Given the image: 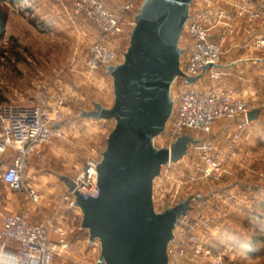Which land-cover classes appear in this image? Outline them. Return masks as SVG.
Returning a JSON list of instances; mask_svg holds the SVG:
<instances>
[{
    "label": "rangeland",
    "instance_id": "374dc122",
    "mask_svg": "<svg viewBox=\"0 0 264 264\" xmlns=\"http://www.w3.org/2000/svg\"><path fill=\"white\" fill-rule=\"evenodd\" d=\"M101 1L112 12L122 14L124 5L130 0ZM75 10L76 0H21L9 6V19L0 39V102L33 104L39 89L48 83L53 91L61 85L69 94L61 114H52L51 125L60 134L43 147L44 157L39 161L46 176L51 174L54 183L51 186L59 185L63 189L61 198L67 186L60 175L73 178L92 158H101L115 124L114 119L81 116L82 110L94 109V102L107 107L114 103L113 78L106 67L94 71L87 67V49L95 42H103L116 52L121 62L129 45L132 29L129 22L133 19V13H128L123 32L104 35L90 17ZM186 37L187 32H183L180 45L186 48V53L182 61L189 50ZM226 55L227 52H223L222 60ZM232 77L226 73L222 79L230 78L236 95L233 96L241 98L238 94L242 92ZM217 82L219 80L213 81L207 76L197 88L195 85L185 88L207 89ZM180 85L176 80L174 98ZM258 88L264 95L263 79ZM243 101L253 106L247 100ZM232 120H219L215 129L225 122L228 131H217L213 137L228 171L205 177L199 170L203 167L201 159L190 145L188 154L164 165L154 181L157 210L197 195L201 198L192 199L193 209L189 216L197 217L200 225L198 215L210 222V228L200 226L193 232L199 237L201 252L195 256L189 246L179 264H264V117L259 120L258 128L246 131L238 141L233 139L235 126ZM156 144L172 145L165 132L156 138ZM231 150L234 156L229 155ZM44 182L50 184V180ZM57 202L56 206L61 200ZM63 211H66V221L71 229L70 245L76 248L78 240L85 242L88 238V231L81 229L82 211L79 207L62 208ZM97 243L98 246H91L97 247L95 255L100 250L99 241ZM207 249L219 252L221 261L206 254Z\"/></svg>",
    "mask_w": 264,
    "mask_h": 264
},
{
    "label": "water",
    "instance_id": "95a60500",
    "mask_svg": "<svg viewBox=\"0 0 264 264\" xmlns=\"http://www.w3.org/2000/svg\"><path fill=\"white\" fill-rule=\"evenodd\" d=\"M193 2L143 0L123 60L106 66L113 78V105L94 102V109L81 112L115 120L97 162L98 194L86 197L74 190L72 178L60 175L82 211L81 228L90 242L99 241L98 264H170L168 246L180 217L192 208V199L201 198L191 195L163 210L154 204V181L162 167L187 155L198 141L186 133L171 146L156 144L174 111L178 77L193 86L204 76L185 75L181 69L186 48L180 41ZM260 110L249 111L248 119H256Z\"/></svg>",
    "mask_w": 264,
    "mask_h": 264
},
{
    "label": "built area",
    "instance_id": "2783aa9c",
    "mask_svg": "<svg viewBox=\"0 0 264 264\" xmlns=\"http://www.w3.org/2000/svg\"><path fill=\"white\" fill-rule=\"evenodd\" d=\"M142 1L130 0L124 5L122 14H117L106 8L101 0H76L75 11L90 17L104 35L119 34L124 31V19L131 12L133 19L129 23L133 26L134 14ZM249 15L252 18L264 17V0H259V5L251 10ZM184 32H187L189 50L185 61L181 58L182 72L189 76L204 73V76L194 84L196 88L207 76L213 81L220 80L225 74L222 68L218 67L224 52L223 39H212L211 27L206 23V13L191 6ZM260 43H264V39ZM117 58L113 49L98 41L87 49L86 65L94 71L118 63ZM209 65L210 67L207 68ZM177 81L183 88L180 87L177 97L175 96L174 111L164 131L167 140L172 144L183 134L192 135L198 140L191 144V147L195 148L203 164L199 169L200 172L205 177L219 176L228 169L223 165L224 158L213 138L216 123L219 120L241 117L233 132V139L238 141L244 131L259 127L257 120H249L247 116L255 107L234 97L215 83L207 89H187L185 86L190 85L185 83L184 76H179ZM65 91L61 85L58 90L53 91L48 83L39 89L35 97L36 102L33 104L0 102V162H3L10 149L15 150L16 153L13 163L5 168L2 179L14 191H25L31 201L37 205L41 202L43 194L28 185L25 175L31 159L42 160L43 147L52 143L60 134L52 127L51 119L53 113L61 114L63 104L69 96ZM229 155L234 156V151L231 150ZM99 160V157L92 158L72 178L75 184L74 190H79L86 197L96 196L99 192L97 170ZM61 202L57 206L58 210L77 208L74 191L67 190ZM192 209L193 206L180 217V222L175 228V237L168 246L170 264H179L180 258L184 256L189 246L195 256L202 250L199 237L193 232L200 226L210 228V222L207 218L203 220L198 215L201 225L197 224L198 218L193 219L189 216ZM53 231L59 233L57 239L51 237ZM11 240L17 242V250L12 254L3 255L2 249ZM94 243L98 246L97 241ZM0 250L1 264H55L57 258L69 256L70 244L66 237V228L57 226L54 217L31 222L25 215L8 213L0 215ZM206 254L213 255L218 262L222 259L219 252L211 249H207ZM83 264L98 263L84 261Z\"/></svg>",
    "mask_w": 264,
    "mask_h": 264
},
{
    "label": "crops",
    "instance_id": "0c3cea01",
    "mask_svg": "<svg viewBox=\"0 0 264 264\" xmlns=\"http://www.w3.org/2000/svg\"><path fill=\"white\" fill-rule=\"evenodd\" d=\"M258 5L259 0H195L192 3L193 9H201L206 13V23L211 27L212 39H223L224 52H227V55L224 56L220 68L225 74L228 73L233 76L231 79L238 83V87L242 92L238 95L252 103L255 109H261L258 117L254 119L259 122L264 117V95L260 93L258 88L260 79L264 80V43H260L264 39V17L252 18L249 15L250 11ZM221 79L216 85L235 95L229 82L230 78H226L228 80L225 81L224 78ZM240 119L241 117L232 120L234 126ZM226 126L225 122H221L215 132L228 131ZM8 155V159L5 160ZM15 155V150L10 149L6 153L3 162H1L0 215L3 216L8 213L25 215L31 222L54 217L57 226L66 228V237L70 244L71 229L66 221V211L62 212V209L58 210L56 206L57 201L61 200L63 189L59 185L57 187L51 186L54 185L51 174H48L50 177L46 176L36 158L31 159L25 178L29 186L33 187L30 184L33 183L43 194L39 205L32 202L25 191H14L3 181L2 174L5 168L13 163ZM32 175L33 180H31ZM38 180L41 181V184L38 183ZM43 180H50V184L42 183ZM67 190L65 189L64 192ZM51 237L57 239L59 233L53 231ZM78 243L76 248H72L70 245L69 256L57 258L55 264H83L84 261L95 262L98 260L100 250L95 255L94 250L97 247L91 248L95 243L89 241V234L85 242L78 240ZM17 248L16 241H8L2 249V254H12ZM89 257H92V259Z\"/></svg>",
    "mask_w": 264,
    "mask_h": 264
},
{
    "label": "trees",
    "instance_id": "16d2710c",
    "mask_svg": "<svg viewBox=\"0 0 264 264\" xmlns=\"http://www.w3.org/2000/svg\"><path fill=\"white\" fill-rule=\"evenodd\" d=\"M21 0H0V39L3 37L9 19V6L16 5Z\"/></svg>",
    "mask_w": 264,
    "mask_h": 264
}]
</instances>
